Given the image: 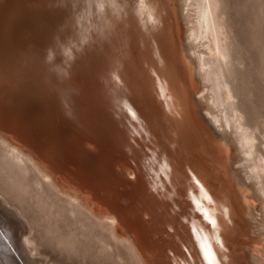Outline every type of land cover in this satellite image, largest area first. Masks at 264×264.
I'll list each match as a JSON object with an SVG mask.
<instances>
[{
	"label": "bare ground",
	"instance_id": "6f19581e",
	"mask_svg": "<svg viewBox=\"0 0 264 264\" xmlns=\"http://www.w3.org/2000/svg\"><path fill=\"white\" fill-rule=\"evenodd\" d=\"M25 1L0 0V145L18 159L28 162L39 180L56 196L76 206L93 222L108 226L113 236L123 241L115 219L102 215V208L91 192L71 177L79 174L91 187L99 184L108 188L107 198L114 194V177L100 171L104 164L92 162L89 167L81 159L89 152L82 149L81 140L94 143L99 142V137L69 121L67 123L74 128L64 129V120L53 110L30 106L31 97L38 96L41 83L49 89L57 83L51 79L47 69L35 66L34 49L38 41L33 38L30 29L22 24L14 34H8ZM178 1L179 4L195 5L197 10L196 25L185 32L184 42L181 40L182 27L176 25L181 27L180 37L179 29L175 30L172 23L173 5L170 9V3L165 0H60L62 6L69 5L71 8L67 16L71 21L60 45L63 60L69 61L64 71L70 68V78L66 77L64 89L72 92L74 86L71 81L76 80L77 87L83 88L87 100H100L101 91L110 99L109 111L104 118L111 117L106 129L109 128L115 135L110 147L103 148L101 153H104V158L117 151L131 157L142 184L131 195L130 206L136 205L139 198L146 202L138 211L142 218L149 217L150 212L155 216L162 212L165 214L170 207L178 208V203L183 206L179 217L186 223L185 227L181 228L178 222L172 220L171 225L175 227L173 239L164 240L163 248L153 257L154 262L146 255L141 257L127 242L140 264H192L191 257H199L200 261L196 264H264L263 255L259 253L260 250L264 252V248L260 247L264 243L261 238L264 225L255 218L254 200L251 199L252 196L259 198L263 208L264 184L257 179L264 166L258 161H253L248 167L243 165L249 169L243 170L245 175L241 172L245 178L251 180L256 177L255 183H249L241 176L236 179L227 161L228 144L232 140L237 151L235 155L229 154L233 163L254 160L255 137L253 129L238 113L232 101V89L228 80L224 79V66L227 74L232 75L234 71L227 65H234L236 60L232 64L226 61L232 53L224 30L223 12H218L221 2ZM43 3L44 0H36L29 6L33 9ZM44 26L46 28L48 23ZM199 39L207 41L209 59L202 57L200 60L194 53L192 42ZM185 56L196 62L195 72L202 81L213 82L210 87L212 104L216 105L218 93L223 91L221 101L232 108L230 116H225V110L222 112L224 115L216 114L212 105L209 102L205 105V97L201 96L205 88L197 92L201 102H205L206 115L221 133L214 131L206 117L199 113V104L193 98L197 93L191 97L194 80L190 81L188 64L191 62H186ZM95 71L105 74L104 83L95 84L91 80ZM220 74L223 76L221 81L218 79ZM120 76L127 84L122 91ZM133 94L146 101L154 96L155 101L161 103L162 112L151 110L153 120L149 129L145 128L128 99ZM151 102L154 105V99ZM41 105L44 107L42 101ZM16 123L19 128L13 125ZM150 131L154 134L152 139ZM36 137L39 143L35 145L33 139ZM178 152L188 163L187 172L176 168L174 161L170 162V155L177 157ZM176 164H179V159ZM116 166L118 176L123 178L126 173L133 175V170L126 166L125 161L116 163ZM64 168L71 175H67ZM191 180H196L197 185H189ZM251 189L255 190L252 195L249 194ZM130 206L120 207L126 218H129L127 211ZM148 220L155 226L161 223H154L155 219L150 217Z\"/></svg>",
	"mask_w": 264,
	"mask_h": 264
},
{
	"label": "rangeland",
	"instance_id": "374dc122",
	"mask_svg": "<svg viewBox=\"0 0 264 264\" xmlns=\"http://www.w3.org/2000/svg\"><path fill=\"white\" fill-rule=\"evenodd\" d=\"M174 1L165 0L166 3H170L169 5L165 3V5H171L170 9L173 5L171 9L173 14L172 23L175 30L179 29V32L178 30L177 32L180 37L182 33L181 40L184 42L186 41L185 32L196 25L197 10L195 5H184L181 2L179 4L178 0L175 1V5L178 3L175 6ZM220 2L218 12H223L224 30L227 33V42L230 44V54L232 53L226 61L227 63L230 61L232 64L234 59L236 60L234 65H227L233 69L232 75L227 74L226 66H224V79L228 80L230 89H232L231 92L234 94L232 101L238 108V113L240 112L243 115L244 121L248 123L251 130L253 129L255 137V159L247 160L244 163H233L229 156L232 153L235 155L237 151H235L233 140V143L228 144L229 147H232H228L227 161L229 160L231 163L228 162V165L236 175V179H238L240 176L245 178L243 170L248 171L247 167L253 161H258L264 166V0H220ZM177 24L182 27V31L180 30L181 27L176 26ZM206 42L205 39L192 42L193 46H191L195 49L193 51L196 56H199L200 60L202 57L205 59L210 57ZM184 58L186 62H191V64H188L190 81H198L192 82L197 87L191 84V97L201 88H205L201 96L205 97L204 101L206 103L201 102L199 93H197V96L195 94L196 97H193L199 104V113L202 116L204 115L209 123L211 122L205 110V105L209 102L214 113L224 115L225 110V116H230L233 111L227 102H222L223 91L218 93V104H212L213 92L210 87L213 82L202 81L195 72L196 62H193L192 59L189 60L188 56ZM192 64L195 65L191 66ZM191 74H193V77ZM202 74H204V71H202ZM221 75L218 77L219 81L223 80ZM204 103L205 105H203ZM201 107H204L203 110ZM216 127L214 126L216 131L221 133L220 129ZM227 131L231 132L230 129ZM228 132L227 134H229ZM176 154L179 156L172 158L170 155L172 160L170 162L173 163L174 161L173 165L176 168L181 169L182 172H187L189 168H187L188 163H186L184 155L179 154V152ZM178 159L179 164H176ZM243 165L247 166L246 169ZM132 167L136 171L137 168L134 164ZM241 168L243 169L238 171ZM245 179L249 183L256 182V177L251 178V180L249 178ZM257 180H260V184H264V170L260 172V178L258 177ZM192 181L195 182L192 184ZM190 184L195 186L197 182L191 180ZM254 192L255 190L251 189L249 194L252 195ZM252 197L251 199L256 204L252 202L255 207L254 216L257 220H261L263 222L260 221L261 224L264 225V206L262 208V202H258L260 201L259 198ZM3 200L13 208H9L10 206ZM259 206L263 210H259ZM0 209V242L3 243V247L0 249V264H15V261L10 257L11 254L9 255L8 243L15 249L24 264H140L130 246L114 237L108 226L93 222L76 206H72L66 200L56 196L39 180L28 162L18 159L1 145ZM262 229L264 232V226H262ZM7 230L11 232V235ZM25 236H27L28 241H25ZM261 238L264 239V235ZM260 247L264 248V243ZM259 253L263 255L261 258H264V252L260 250ZM160 254L162 255L164 252H160ZM151 260L154 262V258H151ZM189 260L192 264L200 261L199 257H191Z\"/></svg>",
	"mask_w": 264,
	"mask_h": 264
},
{
	"label": "water",
	"instance_id": "95a60500",
	"mask_svg": "<svg viewBox=\"0 0 264 264\" xmlns=\"http://www.w3.org/2000/svg\"><path fill=\"white\" fill-rule=\"evenodd\" d=\"M34 1L36 0L25 1L18 18H16V20L10 25L8 34H14L18 26L22 24H25L26 27L30 29L29 31L34 35L33 38L36 37L38 41L36 42V47L34 49L35 57L33 58V62L35 66L39 65L40 67L47 69V73L51 79L57 83V86L49 89L48 86H44L43 83H41L39 90L40 95L38 94L36 97H31L32 100L30 106L32 105L33 108L42 107L47 110H53L56 115L64 120V129L74 128V126L67 123V121H69L73 124L81 125L90 133L99 137V142L94 143L81 140L80 145L82 149H88L89 152L87 153L90 154V156L87 154V156L81 159L85 161L86 166H89V164L91 165L92 162H95V164L98 165L104 164L100 171L104 172L108 177H114V194H112L110 198H107L106 193L109 192L108 188H104L99 184L96 185V187H91L83 177L78 176L79 174L77 176L72 175L71 177L91 192L94 199L102 208V215H108L115 219L118 234L123 238L124 242H128L134 251L138 252L141 257L146 255L149 258H153L154 255L163 248L164 240L173 239L172 235L175 227L174 225H171L172 220L178 222L181 228L185 227L186 223H183L179 217L183 206L178 203V208L170 207L171 209H166L165 214L162 212L163 214H156L157 216L150 212L149 217L152 220L155 219L154 223L161 221V223L156 226L148 220L149 217L142 218V216L138 214L140 208L146 204V202H142L141 198L138 199L136 205L130 206L131 195L137 191L136 189H140L139 187L142 184L140 174L132 167L133 164L131 162V157L129 155L125 156L117 151L114 154H111L109 158H104V153H101L103 148L110 147V141H112V138L115 135L109 128L106 129V127L109 126V119H111V117L106 116L104 118V115L109 111L108 104L110 103V99L104 94V91H101L100 100H87L86 95L83 93V88L79 89L77 87L76 80L71 81L74 86L72 92H69L70 89H64L67 85L65 83L66 77L68 79L70 78V68H67V70L64 71V69L68 67L69 61L63 60L60 45L62 41H64L65 35L63 34L67 31L68 23L71 21V18L67 17L71 12V8L69 5L62 6L60 0H44L41 7H38L37 5L36 8L31 9L29 5L34 3ZM45 23H48L46 28L44 26ZM60 30H62V32ZM120 77L121 81L119 82V86L122 91L123 86H127V84L124 82V78L122 76ZM91 80L95 84L104 83L105 74L100 71H95ZM114 83H116V81ZM41 96L43 97L40 98ZM128 99L137 111L145 128L149 129L153 120L151 110L156 109L162 112L161 103L155 101L156 99L154 96H152V98H147L146 101L133 94L130 95ZM151 99H154V105H152ZM40 100L44 107L41 105ZM45 100L47 103L44 104ZM96 112L99 114H95ZM18 124L21 125V122L19 121ZM13 125L19 128L17 123ZM211 127L216 131L212 123ZM153 135V131H150L151 139L153 138ZM44 136H46V134ZM142 138H144L143 135ZM33 142L35 145L36 143L38 144L39 138H34ZM89 143L92 144V146H90ZM120 161H125L126 166L133 170V175H128L126 173L122 181L116 174V163ZM65 172L67 175H71V172L68 169L65 170ZM167 189L168 186H166L165 191H167ZM126 193L127 195H124ZM121 206H130L131 209L127 211L129 218L123 216L122 209H120ZM8 248L9 255L11 254L10 257L15 261V264H24L18 253L9 243Z\"/></svg>",
	"mask_w": 264,
	"mask_h": 264
}]
</instances>
